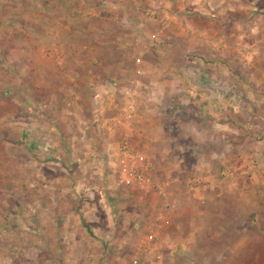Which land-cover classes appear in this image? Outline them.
<instances>
[{
  "label": "crops",
  "instance_id": "obj_1",
  "mask_svg": "<svg viewBox=\"0 0 264 264\" xmlns=\"http://www.w3.org/2000/svg\"><path fill=\"white\" fill-rule=\"evenodd\" d=\"M67 2L69 5L59 11V25L65 34L74 37L79 33L78 28L88 27L87 31H83L84 35L93 38L91 45L81 49L91 51V56H88L89 59H78L76 66L122 68L124 59L121 56L127 46L124 39L136 33L133 30L132 19L135 16L132 4L139 0ZM72 7L78 11H73ZM166 17L162 15L158 24L164 22ZM70 19H75V22ZM167 19L171 34L180 36L182 41L163 46L161 51L173 54L170 59L161 60L156 55H149L153 57L149 58L145 72L147 76L141 80L142 87L133 114L128 112L126 115L123 108L113 103L115 98L119 99L115 94L117 83L125 79L122 69L121 76L95 74L86 77L82 74L76 79L75 90H63L57 97L45 89L47 93L42 95L44 116L58 114L64 117L62 122L48 126L49 133L57 132L62 138H57V142L48 139L43 143L51 154H48L43 166L54 170L51 175L52 171L49 170V184L45 187L50 192L53 187L50 180L54 179L58 193H64L58 181H66L71 176L80 187L77 193L81 194V198L86 195L82 190L85 186L81 184L84 179L98 180L97 183L91 182V194L96 191L106 195L120 194L124 199L123 209L129 214L128 224L124 227L130 230L145 227L150 232H157L158 238L148 255L149 258L159 259L160 263L164 257L179 260L186 257L193 260L192 264H204L196 262L199 259H216L218 263L222 261L220 264H264V138H243L241 122L236 123L242 120L245 111V114L255 116L260 111L243 108L241 101L244 96L240 92L243 84H238L239 91L236 86L232 88L226 82L230 69L242 64L241 51L249 47L256 53L263 39L260 40L257 35L249 40L246 36L248 33L240 31L235 23L232 32L224 31L219 35L210 32L206 44L195 45L194 34L190 33L192 29L186 31L176 27V16ZM139 24L142 26V23ZM252 31L257 33L255 29ZM224 38H229V42H225ZM184 44L187 50L183 48ZM70 45L73 46L72 43ZM73 50L76 48L73 47ZM209 50L222 51L225 58L218 54L210 59V63L204 60L205 52ZM231 50L233 56L225 54ZM144 51L147 54L150 52L139 50L140 56L145 55ZM183 53H193V57H182ZM250 59L256 58L251 56ZM213 67L218 69L212 71ZM251 78V83H254V79L258 82L257 77ZM253 96L260 97L255 92L245 93V98L249 100ZM232 100L234 106L230 107L232 104L229 103L228 107L227 102ZM71 112L74 118L65 117ZM94 116H100L98 120L102 116L103 124H97ZM107 124H110V131L114 125L116 130L120 129V133L114 137V129L110 135L103 137L101 127ZM262 128L259 129L264 130V124ZM72 130L77 134L70 138L63 137L66 136L64 132ZM259 134L264 135V132ZM66 139L69 141L67 145ZM122 139L131 150L146 153L149 173L156 182H171L166 197L152 190L146 193L121 186L116 180V167L121 165L119 141ZM68 145L75 148L71 158L65 156L61 149ZM56 149L62 152L64 158L54 159ZM68 161L76 165L72 175L64 166ZM84 164L89 170H82L86 168ZM102 181L103 186H100ZM96 204L86 203V206H91L88 218L82 214L80 219L75 216L74 232L68 231L70 222L66 220L65 209L62 212L58 210L60 218L52 219L49 215L48 220H44L47 227H52L53 231L55 228L59 233L58 241L65 244L69 240L75 245L72 253L75 259L88 255L93 257L92 253H84L80 249L82 240L79 237L85 233L83 218L90 220L85 224L92 232L99 224L107 230L116 227L112 221L105 223L101 216L100 220L97 218L99 207Z\"/></svg>",
  "mask_w": 264,
  "mask_h": 264
},
{
  "label": "rangeland",
  "instance_id": "obj_2",
  "mask_svg": "<svg viewBox=\"0 0 264 264\" xmlns=\"http://www.w3.org/2000/svg\"><path fill=\"white\" fill-rule=\"evenodd\" d=\"M67 5H69L67 0H52L50 3L48 0H0V264H135L134 261L140 254L142 240L150 234V231L145 227L135 230L124 227L128 224L129 214L126 209H123L124 199L120 194L106 195L99 191L91 194L93 187L91 182L97 183L98 180L84 179L81 184L85 186L82 190L86 195L81 198V194L77 193L80 187L71 176H68L66 181H58L61 189L64 188V193H58L54 179L50 180L54 188L52 187L50 192L47 191L45 185L49 184L48 172L52 171L51 175L54 170H48L47 166H43L44 160L51 155L43 147V143L48 139H54L57 142V138H62L57 132L49 133L48 126L62 122L64 117L58 114L44 116L43 97L40 93L37 96L35 90L46 94L45 89H48L57 97L59 92H64L63 90L69 88L75 90L76 79L79 76L90 77L95 74L121 76L124 70L125 79L118 82L116 86L115 94L119 99L115 98L113 103L118 108H123L126 115L128 112L133 114L128 110V104L132 94L135 95L136 103L138 102L139 90L142 87L141 80L147 76L145 72L149 66V58L153 57L149 55H156L161 60L170 59L173 54L161 49L172 42L181 43L182 41L180 36L174 37L171 34L168 17H177L176 27L186 31L192 29L190 33L194 34V44L199 43L200 46L206 44L210 32L217 35L224 31L232 32L231 29L236 23L240 31L248 33L246 36L248 35L249 40L258 35L263 41L259 43L260 48H256V53L249 47L240 50L243 65L230 69L226 82L232 88L236 86L239 91L238 84H243L240 91L244 96L241 101L243 108L258 113L260 111L257 116L252 113L247 115L245 111L242 120L236 121L237 124L241 122L243 138L263 140L264 135L259 133L264 132L262 130V124H264V0H153L150 3L139 0L138 3L132 4L135 16L132 19L135 26L133 30H136V33L124 39L127 46L121 56L124 59V65L120 68L122 70L76 66L78 59H89L88 56H91V51L81 49L91 45L93 38L84 35L83 31H87L88 27L78 28L79 33L75 35L76 38L72 37V34H65L64 29L59 25L61 15L59 11ZM72 10L78 11L73 7ZM162 15L168 17L158 24ZM139 16L143 17H141L142 20ZM70 21L74 23L75 19ZM252 29L257 30V33H252L254 31ZM154 35L158 39L153 41ZM224 40L229 42V38ZM157 45L160 46L157 47ZM73 47L76 50H73ZM186 47L187 45L184 44L183 48L186 49ZM44 48L45 51H43ZM144 49L150 52L147 54L144 51L145 55L140 56L139 50ZM220 52L209 50L205 52L204 60L212 63L210 59L218 54L222 55L221 58H225L223 52ZM225 54L233 56L234 52L226 51ZM186 55L193 57V53H183L182 57H187ZM251 56L256 59H250ZM138 58L142 60L139 65L136 62ZM214 69L218 67H213L211 70L215 71ZM237 75L239 77L234 79ZM241 75L242 79H240ZM253 76L257 77L258 82H255V79L254 83L250 82H253L251 78ZM247 91L255 92L260 97L253 96L249 100L245 98ZM233 102L234 100L228 101L227 106L229 107L231 103L230 107H233ZM65 117L74 118L72 112ZM94 118L97 124H103L102 116L101 120H98L100 116L98 118L94 116ZM109 125L101 127L100 133L103 137L117 129L113 125V130L110 131ZM74 127L76 128L75 124ZM72 131L64 132L66 136L63 137L70 138L77 134L74 130ZM119 133L120 129L116 130L113 133L114 137ZM68 142L66 139V145ZM125 142L123 139L119 141L121 156L125 147L131 150ZM61 149L62 152L64 150L65 156L71 158L75 148L68 145ZM62 152L56 149L54 159L64 158ZM64 166L71 175L76 170L73 161H68V164ZM84 166L86 168L83 167V171L89 170L86 164ZM116 169V180L121 186H125L122 182L121 166L117 165ZM101 183L100 186H103V181ZM87 202L97 203L99 220L101 216L103 222L112 221L116 227L107 230L99 224L97 228H93L94 232H92L85 224L86 221H90L86 219L91 208L86 206ZM64 209L67 213L66 220L70 222V228H68L70 232L75 231L73 223L75 216L79 219L86 216L85 219L83 218L85 233L79 237L82 240L80 249L84 253L85 251L88 254L92 253L93 257L88 255L83 259H75L72 255L76 249H74L75 245L69 240L62 244V241L57 240L59 233H56V229L54 228L53 231L52 227H47L44 220H48L49 215L52 219L60 218L58 210L62 212ZM148 252L147 255H141L139 264H192L193 261L186 257L181 260L164 257L160 263L159 259L149 258ZM196 262L220 264L222 261L218 263L216 259H199Z\"/></svg>",
  "mask_w": 264,
  "mask_h": 264
},
{
  "label": "built area",
  "instance_id": "obj_3",
  "mask_svg": "<svg viewBox=\"0 0 264 264\" xmlns=\"http://www.w3.org/2000/svg\"><path fill=\"white\" fill-rule=\"evenodd\" d=\"M153 41L157 40L156 35L153 36ZM137 64L141 63V60H136ZM140 72V71H138ZM135 95L132 94V99L128 104V110L133 112L135 108ZM121 175L122 182L129 188H136L142 191H156L159 196L166 197L167 191L171 187V182H156L152 175L149 173V162L146 153L140 151H132L125 147L121 156ZM145 193V194H146ZM157 232L152 231L148 236L142 240L139 257L134 261L135 264H139L141 255L150 251L151 246L156 242Z\"/></svg>",
  "mask_w": 264,
  "mask_h": 264
},
{
  "label": "trees",
  "instance_id": "obj_4",
  "mask_svg": "<svg viewBox=\"0 0 264 264\" xmlns=\"http://www.w3.org/2000/svg\"><path fill=\"white\" fill-rule=\"evenodd\" d=\"M52 0H48V3H50ZM56 5V4H55ZM37 93H35L36 95L40 93V95L42 96L43 94L41 92H38V90H35Z\"/></svg>",
  "mask_w": 264,
  "mask_h": 264
}]
</instances>
